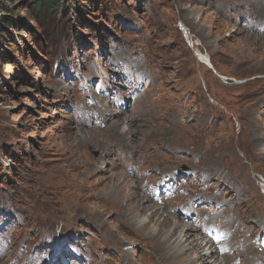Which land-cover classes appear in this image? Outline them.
<instances>
[{
	"label": "rangeland",
	"instance_id": "1",
	"mask_svg": "<svg viewBox=\"0 0 264 264\" xmlns=\"http://www.w3.org/2000/svg\"><path fill=\"white\" fill-rule=\"evenodd\" d=\"M34 2L0 0V264H184L174 223L262 242L264 0Z\"/></svg>",
	"mask_w": 264,
	"mask_h": 264
},
{
	"label": "bare ground",
	"instance_id": "2",
	"mask_svg": "<svg viewBox=\"0 0 264 264\" xmlns=\"http://www.w3.org/2000/svg\"><path fill=\"white\" fill-rule=\"evenodd\" d=\"M260 9H262V8H260ZM258 17L262 19V20H259L260 22L261 21L264 22V10H263V13L261 15H258ZM236 59H238V58H235V60ZM239 64L244 65L245 62L241 61V62H239ZM259 65L261 66V68H264V59H262V61H260ZM117 126H119V125H117ZM113 128H115V127H113ZM107 129H109V128H107ZM125 132H126V130H125ZM125 132H124V130L121 131V133L118 131V133H120L121 138L125 137ZM127 135H128V133H127ZM124 142H126V141H124ZM123 155H124V153H123ZM144 163H146V162H144ZM77 165H79V164H77ZM92 170H94V169H92ZM109 179L112 181V183H114L113 187L115 188V190L118 191L116 194L117 197H120V195L122 194V191L127 188V183L125 182L124 177L122 175H112ZM117 180H118V183L116 184ZM113 181H115V182H113ZM100 183H101V181H98V184H100ZM67 184H69V183H67ZM148 186H149V184H148ZM132 196L130 194H128V197H126V199H131V198H133ZM92 197H94V196H92ZM104 197H106V196H104ZM139 197H141V196H139ZM144 199H145L146 203L151 202V200H149L150 198L144 197ZM116 205H114V206L116 207ZM134 205L136 207L135 209L139 213L142 211L147 212L152 207L151 206L150 208H148L147 206H149V205H146V204L144 205L143 204V198H139V202H135ZM114 206L108 205V207H106V210H110ZM155 207H157L156 204L154 205V208ZM158 210H160V208L157 207L154 212L156 213V211H158ZM231 213H233V212H231ZM150 214L152 215V213H150ZM153 216H154V214H153ZM171 218L175 219V217H171ZM168 222H169V218H167V221L166 220L162 221L163 226L165 227L167 224H169ZM235 222H236V220H234L232 226L230 225L231 223H229L227 226L228 229L224 230V233H226V232L229 233V237H226L221 242L219 241L216 243H214V241L212 239H205L206 236L202 235L203 231H200L201 233H195L194 234L193 232H196L197 230H199L196 227L194 229L191 227H186V226H182V225H179L177 223H174V226L171 230L172 233L175 232L176 229H181V230L178 231V235L175 238H173V236H174L173 234H172L173 236H171V232L169 233L168 236L163 237V246L167 249L168 252H171V256H174V258H181V257L185 256L187 253L188 254H190V253L196 254V257L194 259H185V261L183 262L184 264H264V250H263L264 249V240L262 242H259L256 244V242H254L253 239L252 240L251 239H245L244 238V236H245L244 231L241 229V226H242V225H240L241 223L234 226ZM137 223L141 224V226H143L144 223H146V222H145V219H140L139 221H137ZM164 227H162V228H164ZM236 235L238 236V238L236 237ZM213 245H214V247H213ZM212 259H213V261L210 262Z\"/></svg>",
	"mask_w": 264,
	"mask_h": 264
},
{
	"label": "trees",
	"instance_id": "3",
	"mask_svg": "<svg viewBox=\"0 0 264 264\" xmlns=\"http://www.w3.org/2000/svg\"><path fill=\"white\" fill-rule=\"evenodd\" d=\"M35 10L39 13L52 12L55 10L56 4L54 0H34ZM54 13V12H53Z\"/></svg>",
	"mask_w": 264,
	"mask_h": 264
}]
</instances>
